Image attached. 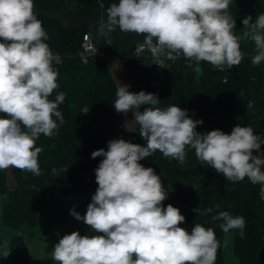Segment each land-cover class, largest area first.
Returning a JSON list of instances; mask_svg holds the SVG:
<instances>
[{"label": "clouds", "instance_id": "1", "mask_svg": "<svg viewBox=\"0 0 264 264\" xmlns=\"http://www.w3.org/2000/svg\"><path fill=\"white\" fill-rule=\"evenodd\" d=\"M231 0H119L106 10L98 34L111 45L110 34L121 32L143 35L141 50L149 51L156 65L162 57L176 60L183 56L199 76L201 62L214 69L238 66L243 54L240 41H254V66L264 61V13L243 19L242 36L234 33L235 20L228 9ZM34 0H0V170L14 167L36 176L41 174L36 146L43 134L52 137L64 123L58 110L65 100L59 87L60 55L45 42L48 35L34 12ZM239 95H243L241 92ZM114 108L117 113L132 112L139 125L144 146L124 139L108 142L107 150L93 151L91 157L103 159L95 169L98 188L81 216L70 210L76 220L90 227L92 235L78 231L63 235L53 247L56 264H215L220 241L211 227L195 224L189 232L179 225L185 217L179 208L163 201L168 198L161 177L153 168L140 163L159 151L165 158L186 162V148L195 157L222 174L227 181L247 178L260 184L264 200V138L250 126L236 125L230 134L216 129L205 134L196 131L202 120H193L176 104L161 106L155 94L130 92L118 82ZM142 105H148L141 111ZM253 102L246 108L251 110ZM55 117V119H54ZM59 121V124L57 123ZM254 151L258 154L254 155ZM53 176L59 175L53 168ZM213 221H222L225 233L239 230L244 235L245 219L219 211ZM197 214L199 208L194 209ZM213 211L206 208L204 214ZM225 246L227 238H225ZM5 249L8 244L5 242ZM9 252L5 251L3 257Z\"/></svg>", "mask_w": 264, "mask_h": 264}, {"label": "trees", "instance_id": "2", "mask_svg": "<svg viewBox=\"0 0 264 264\" xmlns=\"http://www.w3.org/2000/svg\"><path fill=\"white\" fill-rule=\"evenodd\" d=\"M99 2L109 8L119 0H34V12L48 35L45 42L54 54L61 57V63L54 62L59 87L49 99L55 100L60 92H64L66 98L58 108L64 123L52 137L41 134L36 141V146L43 149L38 157L41 174L36 176L14 168L16 182L10 184L8 169L0 170L3 221L16 230L37 224L52 193L96 192L95 169L103 157L93 159V151L101 148L106 151L108 142L113 139H124L141 146L146 144L139 135V125L130 129L124 113H117L114 108L118 84L105 55L95 52L87 62L80 56L84 33L92 31L90 25L83 23L70 27L63 19L66 12ZM228 11L236 23L235 35L242 36L246 30L243 19L251 16L254 22L258 14L264 13V0H231ZM136 43L132 44L122 68L124 77L131 84L130 92L152 93L161 101V106L176 104L186 110L193 120L203 121L197 125L198 133L219 129L230 134L234 126L240 125L250 126L256 135L264 138V61L257 66L251 63V58L256 55L254 41H240L243 59L238 66H225L221 70L202 61L203 74L199 76L193 70L195 63L191 62L193 67H188L190 61L183 57L168 67L158 68L149 51L142 54L135 51ZM241 92L243 95H239ZM248 101L253 102L251 110L246 108ZM145 107L148 105H142L141 111ZM4 115L0 113V117ZM261 152H264V144ZM186 153L184 164L165 158L159 151L140 161L176 186L166 190L168 198L162 202L164 207L171 204L179 208L185 217L179 226L189 232L197 223L214 229L221 245L215 264H226L225 233L219 227L222 221L212 220V216L218 214L216 205L220 206L219 211L243 216L246 222L244 235L241 236L239 230H232L233 252L241 264H263L264 200L259 195L261 185H253L247 178L230 182L223 176L222 184L194 186L197 178L220 173L198 161L194 149L186 148ZM253 154L258 153L254 151ZM53 168L59 175L53 176ZM197 208L198 214L194 211ZM206 208L213 211L205 215ZM65 234L67 230L63 229L49 247L56 245ZM3 246L0 231V250ZM9 249L11 264H28L29 249L21 234L11 238Z\"/></svg>", "mask_w": 264, "mask_h": 264}, {"label": "crops", "instance_id": "3", "mask_svg": "<svg viewBox=\"0 0 264 264\" xmlns=\"http://www.w3.org/2000/svg\"><path fill=\"white\" fill-rule=\"evenodd\" d=\"M107 9L108 8L106 6L99 2L85 8H79L66 12L63 14V19L70 27H75L83 23H87L90 25L91 30L95 31L96 33V52L105 55V58L109 64V67L114 75L117 84L119 82L121 85H127L130 91L131 84L124 77L122 68L132 44L135 42L143 41L144 36L130 33L123 39L117 38L119 31V28H117L110 34L111 45L106 44L105 37L98 34V28L101 20H107ZM124 119L130 129H134L136 127V123L134 122V115L131 111L127 114H124ZM13 169L14 167L8 168V181L10 184H15L16 182L13 174ZM94 194L95 192L52 193L49 197L47 206L39 215L37 224L34 226L26 225L21 227V229L16 230L15 235L21 234L25 239V242L29 249V258L30 248H34L30 243L31 241L34 240L33 244L39 243V257L43 258L42 246L44 247L45 242H47L45 249L47 251H53V247L55 245L49 247V244L63 229L67 230V234H71L73 231H78L81 235L96 234L93 233L90 227L87 226L83 221H78L72 215H70V210L74 209L81 216H83L86 213L87 205L91 202V198ZM0 206H2L1 196ZM53 208H55L56 210V215L54 217L58 219L56 221V228H53L50 225L53 220L49 221L50 217H52V214L54 213ZM1 223L0 231L5 245V237L2 233L3 227ZM6 250L7 249H5L4 246L3 249L0 250V264H11L10 249L8 250L9 255L7 257H3V254ZM30 262L31 261L29 260L28 264Z\"/></svg>", "mask_w": 264, "mask_h": 264}, {"label": "rangeland", "instance_id": "4", "mask_svg": "<svg viewBox=\"0 0 264 264\" xmlns=\"http://www.w3.org/2000/svg\"><path fill=\"white\" fill-rule=\"evenodd\" d=\"M94 38L96 39V33L95 31H92ZM130 33H125V32H121L120 30L118 31V36L117 38H125L129 35ZM179 59V58H178ZM161 181L164 185V188L167 189H175L176 186L169 183L165 177L161 176ZM223 181V175L222 174H217L215 176L212 177H199L197 178L194 182L193 185L197 186V185H207V186H213V185H219L222 184ZM53 214L52 217H50L49 221L51 222V227L56 228V224H57V218L54 217L56 215V210L55 208H53ZM2 222V223H1ZM0 223L2 224L3 227V235L5 237V242H7L8 247H7V252L9 250V244H10V240L11 238L15 235L16 233V229L9 227L7 225H5L4 221H3V211H2V206H0ZM225 238H227V244L225 246L224 243V255H225V260H226V264H240L239 260L237 259V257L235 256L234 252H233V243H234V233L233 231H230L229 233L225 234L224 237V242H225ZM34 240L31 241V245L34 248H30V258L29 260L34 263V264H56L55 261H53L52 259V253L53 251H47L45 249V246L47 245V242H45L44 247L42 246V252H43V258L39 257V243L33 244ZM50 242V241H48ZM36 247V248H35ZM8 260V259H7ZM6 260V261H7ZM264 264V263H263Z\"/></svg>", "mask_w": 264, "mask_h": 264}, {"label": "built area", "instance_id": "5", "mask_svg": "<svg viewBox=\"0 0 264 264\" xmlns=\"http://www.w3.org/2000/svg\"><path fill=\"white\" fill-rule=\"evenodd\" d=\"M142 44H143V41H140V42H137L136 43V49H135V51L138 54H142L146 50V49L141 50V45ZM82 46L83 47H82V49L80 51V56H81V58H82V60L84 62H87L88 59H89V57L93 53H95L97 51L96 40L94 38V35H93L92 31H87V32L84 33V38H83ZM182 57L183 56H181L179 58H182ZM161 59H162L163 63L161 65H159V66L157 65V66L160 67V68H163V67L170 66L178 58L176 60H174V61L173 60H168V59H166L164 57H162ZM155 63H157L156 60H155ZM29 264H32V263L30 262Z\"/></svg>", "mask_w": 264, "mask_h": 264}, {"label": "bare ground", "instance_id": "6", "mask_svg": "<svg viewBox=\"0 0 264 264\" xmlns=\"http://www.w3.org/2000/svg\"><path fill=\"white\" fill-rule=\"evenodd\" d=\"M158 68H160V67H158ZM164 68V67H163ZM161 69V68H160Z\"/></svg>", "mask_w": 264, "mask_h": 264}]
</instances>
